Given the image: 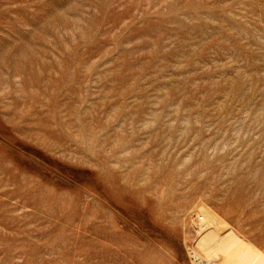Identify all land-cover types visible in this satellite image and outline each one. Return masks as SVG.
<instances>
[{
    "label": "rangeland",
    "instance_id": "rangeland-1",
    "mask_svg": "<svg viewBox=\"0 0 264 264\" xmlns=\"http://www.w3.org/2000/svg\"><path fill=\"white\" fill-rule=\"evenodd\" d=\"M208 226L264 263V0H0V264H218Z\"/></svg>",
    "mask_w": 264,
    "mask_h": 264
},
{
    "label": "bare ground",
    "instance_id": "bare-ground-1",
    "mask_svg": "<svg viewBox=\"0 0 264 264\" xmlns=\"http://www.w3.org/2000/svg\"><path fill=\"white\" fill-rule=\"evenodd\" d=\"M210 224L209 222L208 225ZM211 227L208 226L205 229L207 232L200 237L196 244V248L204 257L215 255L219 258L218 264H264L257 252L234 239L231 232L220 237ZM262 258L264 257L262 256Z\"/></svg>",
    "mask_w": 264,
    "mask_h": 264
},
{
    "label": "built area",
    "instance_id": "built-area-1",
    "mask_svg": "<svg viewBox=\"0 0 264 264\" xmlns=\"http://www.w3.org/2000/svg\"><path fill=\"white\" fill-rule=\"evenodd\" d=\"M197 264H211V263L205 260H197Z\"/></svg>",
    "mask_w": 264,
    "mask_h": 264
}]
</instances>
